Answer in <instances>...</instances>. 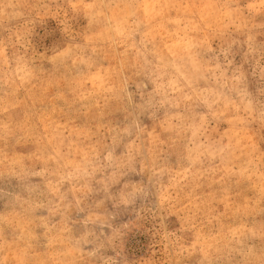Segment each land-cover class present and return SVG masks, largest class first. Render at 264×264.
Returning a JSON list of instances; mask_svg holds the SVG:
<instances>
[{
	"label": "rangeland",
	"instance_id": "obj_1",
	"mask_svg": "<svg viewBox=\"0 0 264 264\" xmlns=\"http://www.w3.org/2000/svg\"><path fill=\"white\" fill-rule=\"evenodd\" d=\"M0 264H264V0H0Z\"/></svg>",
	"mask_w": 264,
	"mask_h": 264
}]
</instances>
